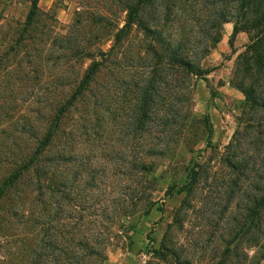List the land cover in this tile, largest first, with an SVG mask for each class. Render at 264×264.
Listing matches in <instances>:
<instances>
[{
    "label": "trees",
    "instance_id": "obj_1",
    "mask_svg": "<svg viewBox=\"0 0 264 264\" xmlns=\"http://www.w3.org/2000/svg\"><path fill=\"white\" fill-rule=\"evenodd\" d=\"M26 1L25 19L0 50V264H105L109 246L132 244L137 222L155 208L156 190L145 183L166 161L179 169L160 175L169 179L165 195L184 198L161 241L149 238L145 264L198 263L182 235L203 184L229 218L213 264H264V0H78L66 34L49 38L40 0ZM226 22L232 51L240 32L250 36L231 80L244 100L225 150L202 161L197 147L212 145L213 126L208 114H193L196 80L209 83L202 63ZM49 39L46 54L60 47L67 55L52 80L62 92L22 110L26 62L45 59L32 47ZM124 67L134 94L128 140L116 138L108 155L97 150L86 163V120L99 124L115 80L95 87Z\"/></svg>",
    "mask_w": 264,
    "mask_h": 264
},
{
    "label": "rangeland",
    "instance_id": "obj_2",
    "mask_svg": "<svg viewBox=\"0 0 264 264\" xmlns=\"http://www.w3.org/2000/svg\"><path fill=\"white\" fill-rule=\"evenodd\" d=\"M39 6L47 14L42 21V28L44 35L48 38L66 34L69 25L77 18L80 10L78 0H40ZM28 10L29 3L26 0H0V50H4L9 44L16 26L25 19ZM233 28L232 22L224 23L222 40L203 60V67L211 70L208 74L209 83L203 79L196 80L193 114L197 117L208 114L213 126L212 145L207 146L202 142L197 147L200 149L202 161L211 157L215 158L218 153L225 150V146L230 142L237 128L240 106L244 100L243 93L233 85L231 80L237 56L244 50L250 36L246 32H240L235 39L236 51H232L229 39ZM50 41L49 39L46 44H37L32 47V51L36 53L43 50L42 53L45 52L46 58L36 64L26 62V71L29 74L18 84V94L23 102L22 110L26 109L30 103L32 104L30 108H36V105L44 102L45 98L58 96L62 92L52 80L59 73V63L67 58V55H63L60 47L46 54L51 47ZM111 44L112 42H109L104 47L108 49ZM73 63L70 66L69 63L64 66L67 72H72ZM123 64L127 66L124 60ZM124 70L116 75L106 73L95 87V91L104 90L103 87L108 82L115 80L111 90H106L99 124L95 125L97 121L92 116L86 120L91 130L84 142L88 157L85 160L86 163H91L95 152L102 151L103 155H108L116 138L121 141L128 140L127 132L132 124L130 105L133 103L134 94L128 85L132 80V73L126 71L129 70L128 67H124ZM35 78L37 80H34ZM86 104L87 102L82 108L87 106ZM166 165L167 161L155 171L156 178L145 183L148 188L156 190L153 193L154 200H157L155 208L149 216L137 222L132 244L129 245V241L128 243L115 241L109 246L105 264H145L149 259L147 255L151 243L149 238H154L156 244L161 241L167 224L173 220L175 211L184 198L183 194L171 197L165 195V189L169 183L167 176L179 169V166H170L167 169ZM164 169L168 170L165 174L166 178H159L160 175H164ZM179 176L178 181L184 182L185 176L181 173ZM210 190L211 187L208 184L202 185L203 199L197 202L195 209L187 216L185 231L182 235L185 247L198 256L196 264H213L211 259L213 251H223L221 238L229 234V218L226 215L228 213L223 212L224 202L215 199L216 192ZM207 194L208 197H206ZM249 252L253 253L250 250Z\"/></svg>",
    "mask_w": 264,
    "mask_h": 264
}]
</instances>
